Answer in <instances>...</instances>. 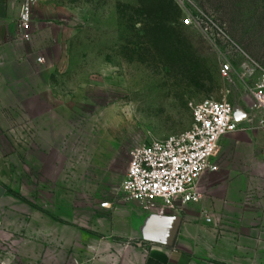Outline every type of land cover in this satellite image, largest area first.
<instances>
[{"label":"rangeland","instance_id":"374dc122","mask_svg":"<svg viewBox=\"0 0 264 264\" xmlns=\"http://www.w3.org/2000/svg\"><path fill=\"white\" fill-rule=\"evenodd\" d=\"M186 3L215 24L210 36L183 25L192 8L174 0H33L30 34L21 40L49 97L36 131L19 129L15 115L12 129L0 132L8 193L0 203V264L141 263L137 241L115 235L111 222L125 203L118 188L129 150L187 129L190 104L204 98L243 105V85L219 72L221 54L233 67L243 53L264 66V0ZM227 139L235 145L227 150L223 140L215 162L231 169L235 186L255 181L237 203L262 208L264 128L248 125ZM104 201L110 210L100 208ZM225 219L215 235L198 238L204 249L226 250Z\"/></svg>","mask_w":264,"mask_h":264},{"label":"crops","instance_id":"0c3cea01","mask_svg":"<svg viewBox=\"0 0 264 264\" xmlns=\"http://www.w3.org/2000/svg\"><path fill=\"white\" fill-rule=\"evenodd\" d=\"M21 1L0 0V132L12 129L15 118L11 116L15 115L19 129L36 131L42 100L49 97V85L43 84L41 72L31 70L27 43L17 35ZM1 136L6 140L4 134ZM227 136L221 142L224 140L223 148L228 150L235 144L232 140L226 141ZM242 140L238 133L236 142ZM215 164L217 170L207 171L201 178L203 197L198 202L164 209L162 213L157 211L160 204L145 209L138 202H131L111 212L114 234L134 239L143 251L140 264H252L247 261L254 258L256 264H264V205L255 209L237 203L240 195L253 191L255 181L235 186L229 181L230 168L225 170L221 163ZM225 181L222 190H217ZM223 194L225 203L219 202ZM6 197L7 188L0 181V203ZM109 207L100 208L110 210ZM222 213L226 217L224 226L230 230L225 236L226 250L204 249L197 240L205 233L216 234L213 226L219 227L218 222L221 225ZM254 244L256 248L252 247Z\"/></svg>","mask_w":264,"mask_h":264},{"label":"built area","instance_id":"2783aa9c","mask_svg":"<svg viewBox=\"0 0 264 264\" xmlns=\"http://www.w3.org/2000/svg\"><path fill=\"white\" fill-rule=\"evenodd\" d=\"M174 1L182 8L187 5L186 0ZM32 3L33 0L21 1L17 20L20 39L29 37ZM187 6L192 9L186 10L181 23L200 28L210 36L215 24L201 10ZM236 68L229 56L221 54V76H233L244 87L241 109L234 111L236 106L224 98H204L190 104L191 122L187 129L133 146L118 188L123 202H138L145 209L160 204L159 213L198 202L202 198L203 174L217 170L214 157L222 138L248 125L264 128V66L243 53ZM108 206V201L100 203V207Z\"/></svg>","mask_w":264,"mask_h":264},{"label":"water","instance_id":"95a60500","mask_svg":"<svg viewBox=\"0 0 264 264\" xmlns=\"http://www.w3.org/2000/svg\"><path fill=\"white\" fill-rule=\"evenodd\" d=\"M237 109H241V107H240V106H236V107L234 108V111H236Z\"/></svg>","mask_w":264,"mask_h":264}]
</instances>
